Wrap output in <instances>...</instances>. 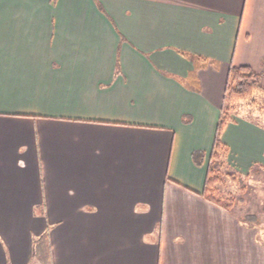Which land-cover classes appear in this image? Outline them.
Returning a JSON list of instances; mask_svg holds the SVG:
<instances>
[{"label":"crops","instance_id":"1","mask_svg":"<svg viewBox=\"0 0 264 264\" xmlns=\"http://www.w3.org/2000/svg\"><path fill=\"white\" fill-rule=\"evenodd\" d=\"M232 64L264 87V0H0V264H264L204 195ZM222 139L264 168V124Z\"/></svg>","mask_w":264,"mask_h":264},{"label":"trees","instance_id":"2","mask_svg":"<svg viewBox=\"0 0 264 264\" xmlns=\"http://www.w3.org/2000/svg\"><path fill=\"white\" fill-rule=\"evenodd\" d=\"M264 94V87L261 84V77L253 68L248 65L232 64L224 92V104L221 108L220 119L217 124L216 136L207 168L205 181V197L225 208H231L234 200L224 201L220 197V191L216 184L221 181L222 167L227 165L229 147L222 139V134L227 124L233 120L235 114V103L238 101L251 100L256 105L255 94ZM195 163L202 166L205 163V152L196 150L193 152ZM228 175H232L228 173ZM235 177V176H234ZM235 202V201H234ZM253 221L257 220L256 214H247Z\"/></svg>","mask_w":264,"mask_h":264},{"label":"rangeland","instance_id":"3","mask_svg":"<svg viewBox=\"0 0 264 264\" xmlns=\"http://www.w3.org/2000/svg\"><path fill=\"white\" fill-rule=\"evenodd\" d=\"M254 98L257 100L256 105L251 100L236 102L234 113L264 124V94L256 93ZM221 171V181L216 184L220 197L226 202L234 200V208L238 213L256 214L258 222L253 223V226H259L263 230L264 168L257 166L248 174H241L231 168L227 161V165L223 166Z\"/></svg>","mask_w":264,"mask_h":264}]
</instances>
